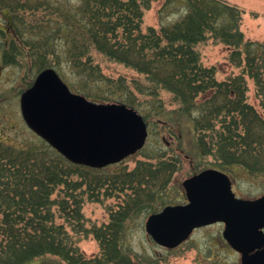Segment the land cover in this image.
Segmentation results:
<instances>
[{"label":"trees","instance_id":"obj_1","mask_svg":"<svg viewBox=\"0 0 264 264\" xmlns=\"http://www.w3.org/2000/svg\"><path fill=\"white\" fill-rule=\"evenodd\" d=\"M149 1L0 0V12L11 14L10 37L1 29L3 62L30 58L35 73L55 68L74 91L94 101L115 102L90 87L106 80L96 50L146 77L137 89L154 100L152 108H144L132 91L119 99L140 110L147 122L160 107L168 116L191 122L196 153L214 155L215 167L238 165L264 176V42L245 39L239 9L225 0H187L189 10L180 20L144 30ZM27 11L44 12V20L28 21ZM210 37L229 46L238 74L219 79L215 66L202 63L197 46ZM249 79L256 86L257 104L250 101ZM163 90L177 107L165 108ZM40 140L19 147L0 139V264H27L48 254L69 264H151L125 248L126 224L163 203L162 192L177 162L159 154L155 164L139 161L132 170L103 179L98 175L105 168L74 164ZM102 190L125 191L126 200L110 210L108 223L85 229L80 226L84 202L100 200ZM58 214L72 229L93 233L100 252L87 257L65 223L57 222Z\"/></svg>","mask_w":264,"mask_h":264},{"label":"rangeland","instance_id":"obj_2","mask_svg":"<svg viewBox=\"0 0 264 264\" xmlns=\"http://www.w3.org/2000/svg\"><path fill=\"white\" fill-rule=\"evenodd\" d=\"M225 1L239 9L241 15L239 26L245 39L264 42V0ZM149 3L150 6L145 9L143 16L144 30L149 26L159 30L162 26L172 25L184 17L189 10L187 0H150ZM25 15L28 21H33L35 18L44 20L45 13L39 11L32 14L27 11ZM8 22H11L10 12L6 11L5 14L0 12V139L15 146L25 147L41 142V138L26 124L20 106L22 92L34 82L39 72L32 71L30 58H22L20 62L13 64L3 62L5 38L1 29L8 33ZM7 37H10L9 33ZM197 48L201 54L202 63L217 68L219 79H226L241 71L231 61V49L220 39L210 37L207 41L200 43ZM93 54L106 80L91 82L92 89L116 98L115 102H122L119 98H124L127 91H132L144 108L154 106V100L150 96L138 92L137 82H146L143 74L132 67L105 57L96 50H93ZM120 81H123V85ZM249 88L250 101L257 104L256 86L252 79H249ZM162 98L167 110L177 107L170 92L163 90ZM161 109L156 108L155 113L150 117L149 136L145 147L121 162L105 167L98 175L103 179L111 178L126 170H132L139 161L143 160L155 164L159 154H163L165 158H171V161H176V169L162 192L164 201L156 205L155 212L168 204L185 203L187 196L183 182L206 168L215 167L214 164L217 161L214 155L202 157L196 153L194 144L196 139L190 121L187 122L172 114L168 116L162 113ZM224 170L231 176L233 190L238 197L256 198L264 194V176L251 175L238 165L229 166ZM75 178L80 177L75 176ZM109 192L110 194H106L103 190L100 191V200L86 199L80 226L90 229L92 226L109 222L110 210L117 209L119 204L126 200L125 191ZM57 195L58 193L55 196ZM152 213L147 210L141 211L126 224L127 232L123 243L132 254L146 259L151 264H242L241 254L223 236L225 227L223 223L200 227L187 241L176 248L169 249L157 244L146 231V221ZM57 222L65 223L71 240L87 257L100 252L99 241L93 233L72 229L73 225H70V222L60 214L57 216ZM27 264L69 263L58 255L48 254Z\"/></svg>","mask_w":264,"mask_h":264},{"label":"water","instance_id":"obj_3","mask_svg":"<svg viewBox=\"0 0 264 264\" xmlns=\"http://www.w3.org/2000/svg\"><path fill=\"white\" fill-rule=\"evenodd\" d=\"M27 125L73 163L104 168L141 150L149 135L144 116L121 102H95L75 93L54 68L41 71L21 94ZM188 201L149 215L146 230L176 248L199 227L223 222V235L242 264H264V194L237 197L230 176L207 168L187 178Z\"/></svg>","mask_w":264,"mask_h":264}]
</instances>
